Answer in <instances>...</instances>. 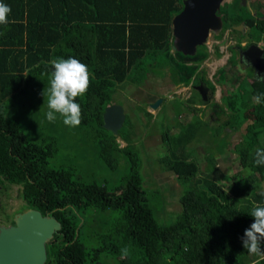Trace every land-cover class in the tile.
I'll return each instance as SVG.
<instances>
[{"label":"trees","instance_id":"trees-1","mask_svg":"<svg viewBox=\"0 0 264 264\" xmlns=\"http://www.w3.org/2000/svg\"><path fill=\"white\" fill-rule=\"evenodd\" d=\"M4 2L12 13L10 23L0 25V184L21 185L25 209L35 208L61 221L62 229L47 245L46 264H103L105 253L117 258V264H264V256L249 254L241 240L254 222L249 215L252 207L264 206V190L257 189L264 183V165L255 164L257 150L264 149V102L257 104L252 99L264 93V81L255 78L254 69L250 67L247 77L231 78L238 84L223 93L224 104L213 102L219 124L212 130L215 139H209L217 149L203 173L198 160L191 158L195 151L185 154V150L197 139L199 143L207 139L214 119L200 116L196 107H191L193 119L187 123L179 121L183 113L175 116L176 123L185 127L177 134L167 133L173 151L162 162L179 180L191 184L180 198L181 213L164 221L150 203L140 157L131 147L135 121L127 115L115 135L104 127L103 115L115 102L120 85L141 86L150 72L169 64L178 67L181 75L177 80L183 84L205 81L210 88L206 102H210L215 85L208 84L201 69L210 55L208 45L199 46L194 56L172 53V20L182 11L183 0ZM220 13L224 32L230 28L239 33V45L248 36L246 46L264 40V14L246 16V12L232 11L228 4ZM243 21L250 30L246 34L234 29ZM231 50L235 51L234 46ZM162 53L165 58H158ZM61 57L77 58L92 72L91 87L77 102L83 109L81 124L94 129L93 137L98 138L106 163L115 168L120 163L119 153L129 156L130 174L126 183L117 187L120 191L75 178L69 169L50 166L58 152L57 140H28L19 122L2 110L6 98L50 83L53 69L49 62ZM238 60L232 53L228 62L235 66ZM218 72L224 73L226 68ZM141 109L152 117L145 107ZM246 123L243 138L234 142L230 132ZM119 137L126 141L123 147ZM207 152L211 154L209 149ZM228 155L235 156L247 171L226 177L223 164ZM221 178L226 182L220 183ZM125 247L127 256L121 254Z\"/></svg>","mask_w":264,"mask_h":264},{"label":"rangeland","instance_id":"rangeland-1","mask_svg":"<svg viewBox=\"0 0 264 264\" xmlns=\"http://www.w3.org/2000/svg\"><path fill=\"white\" fill-rule=\"evenodd\" d=\"M242 2L241 6L237 0L236 2L235 0H225L224 5L228 4L232 11L243 15L246 12V16L252 13L256 15L257 12L264 14V0H243ZM245 30L244 34L250 31L248 27ZM249 40V36L245 37L242 39V43L246 44ZM238 41L239 33L233 32L230 28L225 32L223 29L219 32H212L208 39L207 45L210 55L202 63L201 69H204L208 84L213 83L215 85V92L210 102H206L209 99L210 89L207 98H205L200 90L191 89L189 85L186 87L185 83L177 80L181 74L178 72V67L173 64H169L170 66L158 72H150L149 78L141 86L129 83L120 85L117 89L114 103L123 105L126 114L135 121V127L131 131L133 143L131 147L140 157L141 174L150 203L155 207L156 215L164 221L170 222L181 213L180 198L186 189L190 188L189 185L191 184H185L183 180H179L176 174L168 170L167 165L162 162V158L170 155L173 151L170 143L172 137L168 139L167 133L169 135L179 133L185 127L180 124L193 119V114L191 115L189 112L191 107H196V112L200 116L207 114L206 119H214L213 122H210V128L207 129V135H205L207 139L200 141V143L197 139L185 150V154L189 150L195 151L191 158L198 160L203 173L210 158L216 156L217 149L214 147L215 142L210 140L211 137L213 140L215 139L212 130L216 128L218 122L215 120L217 119L216 114L213 113L217 109L213 102L224 104L226 99L223 98L222 100L223 93L233 90L238 84L234 83L231 78L233 76L238 78V75L247 77L249 76L248 73L251 72V68L241 62L240 58L238 60L240 62L235 66L231 65L232 62H228L232 53L236 54L237 59L239 57L236 50H231V47L237 45ZM172 53L175 51L172 50ZM165 56L166 54L162 53L158 55V58L162 59ZM146 60L148 61V59ZM221 67H225L226 72L220 74L218 70ZM49 84L38 88L32 87L6 98L1 103L3 112L19 122L28 140L42 142L43 139L50 137L57 140L58 152L51 159L50 166L69 169L74 173L75 178L88 183L106 184L109 190L116 188L115 192L120 191L121 187L119 189L117 187L125 184L130 174L129 156L119 153V157H117L120 160L119 166L116 165L115 168H112L104 160L98 138L93 137L94 129L82 124L78 127L66 126L63 123V118L58 114L55 122H49L46 118L48 108L45 104V98L41 95L44 88ZM243 89L246 88L243 87ZM160 98L162 99L160 105L153 108L152 104ZM141 107H145L152 113V117L145 115ZM179 112L184 114L182 118L179 117L180 124L176 123L178 120H174ZM222 116L223 119L227 118L226 115ZM222 125L220 124L219 127ZM246 130L247 123L239 130L230 132L229 137L234 142L239 141L243 138ZM118 141L121 147L126 145V141L122 140L121 137L118 138ZM209 143L210 145H208ZM208 149L211 154L207 152ZM228 156L227 161L223 164L227 172L226 177H237L239 172L247 171L244 168L242 170V166L239 160L235 159V156ZM198 177H201L199 173ZM219 182L225 183L226 178H221ZM21 189V185L0 184V223L9 220L12 222L16 213L25 210L26 201L21 197ZM257 189L263 191L264 183H259ZM88 245L94 246L93 243H88ZM102 260L104 261L103 264L118 263L117 258L106 253L102 255Z\"/></svg>","mask_w":264,"mask_h":264},{"label":"water","instance_id":"water-1","mask_svg":"<svg viewBox=\"0 0 264 264\" xmlns=\"http://www.w3.org/2000/svg\"><path fill=\"white\" fill-rule=\"evenodd\" d=\"M225 0H183L184 7L172 20V50L194 56L198 47L208 43L211 32L223 29L221 9ZM248 27L243 21L234 29L245 33ZM240 60L254 69L257 80L264 81V41L252 43L242 49ZM200 91L207 98L205 82ZM162 99L152 104L157 108ZM104 127L118 134L126 121L123 105L113 103L105 108ZM15 224H0V264H46L47 244L62 229V223L51 214L28 208L14 216Z\"/></svg>","mask_w":264,"mask_h":264},{"label":"clouds","instance_id":"clouds-1","mask_svg":"<svg viewBox=\"0 0 264 264\" xmlns=\"http://www.w3.org/2000/svg\"><path fill=\"white\" fill-rule=\"evenodd\" d=\"M11 13V7L0 0V25L7 26L10 23ZM49 63L53 69L50 84L41 93L48 108L46 118L49 122H55L58 114L66 126L78 127L83 119V109L77 101L89 91L92 72L88 65L74 57L56 58ZM252 99L257 104L264 102V93H257ZM255 164L264 165V149L257 150ZM249 215L254 218V222L241 237L243 247L249 254L264 256V206L254 205ZM121 254L127 256L128 249H121Z\"/></svg>","mask_w":264,"mask_h":264},{"label":"flooded vegetation","instance_id":"flooded-vegetation-1","mask_svg":"<svg viewBox=\"0 0 264 264\" xmlns=\"http://www.w3.org/2000/svg\"><path fill=\"white\" fill-rule=\"evenodd\" d=\"M260 42V41H259ZM259 42H256V43H259ZM252 43H254V42H252ZM251 43V44H252ZM247 45V42H246V44H243L242 42H241V45H235L234 46V49L235 50H237V52H238V55L240 56V53H241V50L242 49H245V48H247L248 46H246ZM244 63V62H243ZM246 65V64H245ZM255 74V73H254ZM203 82H205V81H197V82H191L190 84H189V86H191V89L192 88H194V89H198V90H200L199 88H200V86H201V84L203 83ZM206 83V82H205ZM207 84V83H206ZM186 87H187V85H186ZM208 87V86H207ZM209 87H208V90H207V94L209 93ZM14 218V217H13ZM12 218V219H13ZM3 223H6V224H15V222H14V220H12V222L9 220V221H7V222H1L0 224H3ZM48 245V244H47ZM47 250H48V248H47Z\"/></svg>","mask_w":264,"mask_h":264},{"label":"crops","instance_id":"crops-1","mask_svg":"<svg viewBox=\"0 0 264 264\" xmlns=\"http://www.w3.org/2000/svg\"><path fill=\"white\" fill-rule=\"evenodd\" d=\"M172 84H174V85H176L175 83H173V82H171ZM180 85H182V84H180ZM176 86H178V85H176ZM158 97H161V96H158ZM195 103V102H194ZM195 104H197V103H195ZM213 113H215V112H213Z\"/></svg>","mask_w":264,"mask_h":264}]
</instances>
